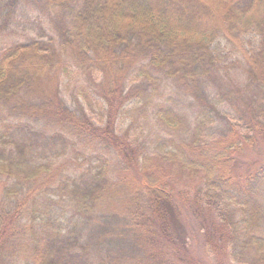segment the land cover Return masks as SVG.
Instances as JSON below:
<instances>
[{"label":"trees","instance_id":"trees-1","mask_svg":"<svg viewBox=\"0 0 264 264\" xmlns=\"http://www.w3.org/2000/svg\"><path fill=\"white\" fill-rule=\"evenodd\" d=\"M31 2L59 35L0 0L26 38L0 41V259L22 234L34 264H114L92 237L122 217L135 264H264V0Z\"/></svg>","mask_w":264,"mask_h":264},{"label":"rangeland","instance_id":"rangeland-1","mask_svg":"<svg viewBox=\"0 0 264 264\" xmlns=\"http://www.w3.org/2000/svg\"><path fill=\"white\" fill-rule=\"evenodd\" d=\"M20 2V14L22 18H29L31 16L36 15L37 18H39L45 27L48 28L49 31H51L52 33L59 35L56 31V18L55 21H52L50 14L48 12H46L43 8H41V5H36L35 2H31V0H19ZM12 36L9 34V31H4L2 33H0V41L2 44L8 43V44H12L13 42L11 40H22L24 41L26 38H24L23 36H20V33L16 36L13 37V39H11ZM260 39V36L255 33L252 32L248 37L247 40H250L251 42H254L255 44L258 43ZM13 40V41H14ZM12 42V43H11ZM59 43V42H58ZM102 91L100 86H98V88H92V92L97 95V92ZM62 92V91H61ZM189 98L190 100L192 99V101L189 100H183L180 102V104H183V108L185 109H190V105H188V103H192L194 105H197L196 103H198V98L199 95L192 93L189 94ZM80 103L84 105V107L87 108V103L85 101V98L83 99V97L78 98ZM72 109H75L78 111V106L77 103H71ZM200 106V105H197ZM81 107V106H80ZM236 107V106H235ZM94 111L95 112H99V108L94 105ZM232 110L234 111V109L232 108ZM92 111V110H90ZM92 113V112H91ZM95 115V114H94ZM118 121H120V116L117 118ZM129 120H131L129 118ZM221 121V120H219ZM219 123V122H218ZM128 123L126 122L124 126H127ZM141 139L144 141L146 140V142L148 141V137H144L142 135H140ZM261 154H264V148H262L260 150ZM242 158L244 160L247 159V157L249 156V158L252 157L251 152L249 153L248 149L242 151ZM254 155V153H253ZM196 184H189L187 187V191H189L192 195L195 191V186ZM182 188V187H179ZM0 189H1V182H0ZM2 197L0 196V203H1ZM0 213H1V209H0ZM2 214V213H1ZM4 217H8L7 213L2 214ZM209 216V213L206 210H202L201 211V217H207ZM115 217H111L110 220L112 221H107V222H98L94 227L98 228L99 233L96 234L95 236L92 237L93 239V243H95L96 246H98L97 244L101 245V251L103 256H109L108 259L111 261L113 260L112 258H115V263L114 264H120V259L121 262L123 264H135L134 262L136 261L135 256L138 254L140 246L136 241V238L134 235H132V233H125L123 236H120V232H122L123 227L125 226V219H123L122 217L120 218H116ZM114 219V220H113ZM202 219V218H201ZM203 220V219H202ZM98 220H95V222H97ZM201 232V231H200ZM97 233V232H96ZM26 235V234H24ZM22 234H20V236H16L13 237L11 240H9V242L13 243V246L15 248H17L16 254L19 257V259L24 261H19L17 263H13L12 261L6 260V255H3L0 259L1 262H3V264H27V262H29V264H34L32 262V260L30 259V257L28 259H26L28 257V255L30 254V248L28 245V241L26 238L21 237ZM118 237V239L116 238ZM204 238L202 239L201 236L197 237L196 239H194L193 241H190L188 246L190 247V249H192L193 251H191L194 254H200L199 252H204L205 254H207L204 250L203 251V247H204ZM117 243V244H116ZM122 253L124 254V256H127L124 258V256L122 255ZM218 255L216 254H210L205 256L206 259L204 258V263L205 264H221V256L217 259ZM112 257V258H111ZM227 259V258H225ZM229 260V259H228ZM229 262V261H228ZM231 262H229L230 264ZM138 264V263H136Z\"/></svg>","mask_w":264,"mask_h":264}]
</instances>
